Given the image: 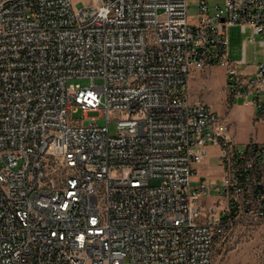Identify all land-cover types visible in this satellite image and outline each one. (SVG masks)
I'll use <instances>...</instances> for the list:
<instances>
[{"label": "built area", "instance_id": "2783aa9c", "mask_svg": "<svg viewBox=\"0 0 264 264\" xmlns=\"http://www.w3.org/2000/svg\"><path fill=\"white\" fill-rule=\"evenodd\" d=\"M190 17L186 0H0V264H210L232 221L264 223V141L186 89L219 66L264 119V0ZM230 25L259 62L227 57ZM210 155L215 182L196 174Z\"/></svg>", "mask_w": 264, "mask_h": 264}, {"label": "rangeland", "instance_id": "374dc122", "mask_svg": "<svg viewBox=\"0 0 264 264\" xmlns=\"http://www.w3.org/2000/svg\"><path fill=\"white\" fill-rule=\"evenodd\" d=\"M77 8L83 6L87 0H70ZM224 0H209L210 6H223ZM190 18L193 19L197 0H186ZM251 31L247 28L241 31L238 26L227 27V56L231 60L242 58L245 55L246 62L254 64L261 59V46L257 34L253 35V42L249 40ZM244 41H246L244 45ZM253 50L256 54H253ZM195 85L190 87L187 94L192 100H199L211 106L220 116L227 118L231 134L236 142L244 144L250 140L264 141V119L258 118L257 113L242 105V98H235L229 102L225 91L224 69L212 66L205 69H195ZM70 82L79 83L89 87V78H73ZM94 84H100V78H94ZM251 99V96H248ZM230 107V108H229ZM81 110L72 113V117L80 118ZM83 124L95 122L99 125L105 123V117L97 110H89L84 113ZM90 118H95L93 121ZM109 132L116 131L115 123L109 121ZM213 175L215 173V159L211 158L205 165ZM201 170L196 169V174L201 175ZM210 173V174H211ZM206 179H209L205 176ZM152 184L156 181L152 179ZM215 182V181H211ZM215 194L212 192L211 197ZM210 264H264V223L250 219H238L232 221L224 233L217 237L213 247L212 261Z\"/></svg>", "mask_w": 264, "mask_h": 264}, {"label": "crops", "instance_id": "0c3cea01", "mask_svg": "<svg viewBox=\"0 0 264 264\" xmlns=\"http://www.w3.org/2000/svg\"><path fill=\"white\" fill-rule=\"evenodd\" d=\"M231 26H237V25H231ZM238 59H240V58H238ZM194 85H195V71L192 72L190 77H188V81H187V85H186L187 92H188V90H190V87L192 88V86H194ZM249 108H251V107H249ZM209 151L213 153L215 151V148L214 147H210ZM211 158L215 159V168L216 169H215L214 175L211 172H209L210 170L206 169V167H205V165L208 163V161ZM198 168L202 171L201 175L203 177L207 176L209 178L207 180H209V181H216L220 177V166L218 165V162H217L216 158L214 156H212V155L208 156L203 163L198 164L196 169H198ZM194 170H195V166H194ZM194 180H195V175H194Z\"/></svg>", "mask_w": 264, "mask_h": 264}, {"label": "water", "instance_id": "95a60500", "mask_svg": "<svg viewBox=\"0 0 264 264\" xmlns=\"http://www.w3.org/2000/svg\"><path fill=\"white\" fill-rule=\"evenodd\" d=\"M222 20V19H221Z\"/></svg>", "mask_w": 264, "mask_h": 264}]
</instances>
